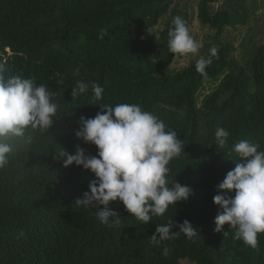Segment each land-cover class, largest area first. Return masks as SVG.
I'll use <instances>...</instances> for the list:
<instances>
[{"label": "trees", "instance_id": "trees-1", "mask_svg": "<svg viewBox=\"0 0 264 264\" xmlns=\"http://www.w3.org/2000/svg\"><path fill=\"white\" fill-rule=\"evenodd\" d=\"M217 1L197 0L194 10L175 0H0V61L6 75L23 74L48 85L60 105L49 129L35 132L31 143L17 142L10 163L0 169V264H264V233L253 249L234 239L227 223L214 231L216 186L239 159L233 146L248 139L264 150V36L242 61L235 44L220 36L228 27L246 25L252 12L246 0H223L214 9ZM177 15L195 39L196 19L215 32L218 57L206 75L196 71L199 57L169 52L168 31ZM249 41L254 45V37ZM211 48L201 49L202 56ZM187 58L186 66L174 65ZM80 80L89 87L73 97ZM92 82L103 87L102 100H95ZM118 103L140 104L184 144V152L168 165L169 187L179 182L193 195L147 224L119 201L111 207L121 223H100L94 208L75 203L89 191L94 173L55 158L63 147L74 154L77 145L96 155V145L75 135L80 117H95L99 104ZM217 127L230 134L224 146L216 140ZM185 219L197 236L181 233L151 243L157 225L173 221L172 230L179 231Z\"/></svg>", "mask_w": 264, "mask_h": 264}, {"label": "clouds", "instance_id": "clouds-1", "mask_svg": "<svg viewBox=\"0 0 264 264\" xmlns=\"http://www.w3.org/2000/svg\"><path fill=\"white\" fill-rule=\"evenodd\" d=\"M172 25L168 31L169 52L199 56L203 45L191 34L186 20L177 15ZM105 35L101 30L98 38L103 39ZM209 51V56H199L196 60V71L202 75H206L212 58L218 57L215 47ZM79 71L77 67L75 72ZM6 73L5 62L0 61V169L10 163V154L17 142L31 143L35 132L49 129L60 107L53 99L56 93L48 85L37 84L23 74ZM88 87L83 80L77 81L71 95L82 94ZM91 88L95 100H102L103 87L92 82ZM99 105L101 111L95 117H80L81 127L75 132L78 139L96 145L97 154L88 155L77 145L74 154L63 147L55 156L62 159L65 167L75 163L94 173L89 191L75 201L77 205L94 208L100 223L115 227L121 220L120 213L111 207L113 201L122 202L131 215L147 224L152 216H163L170 205L193 195L188 185L176 182L169 187L168 165L184 152L183 140L176 131L166 130L165 122L140 104ZM229 135L222 127L215 131L220 146L227 143ZM232 151L239 159L216 186L217 194L213 196V202L219 206L214 231H223L227 223L234 230V239L256 249L258 235L264 233V150H260L257 143L242 139L235 143ZM233 190L235 195L230 196L228 193ZM176 226L173 221L157 225L151 243L159 245L181 233L189 239L198 235V230L187 219L178 225L179 231L172 230ZM168 252L165 247L162 254Z\"/></svg>", "mask_w": 264, "mask_h": 264}, {"label": "rangeland", "instance_id": "rangeland-1", "mask_svg": "<svg viewBox=\"0 0 264 264\" xmlns=\"http://www.w3.org/2000/svg\"><path fill=\"white\" fill-rule=\"evenodd\" d=\"M196 1L197 0H175V3L182 6L188 2L191 7L196 10ZM245 7L249 12H252L248 23L243 26L238 25L236 28L228 27L220 36L222 40H228L235 44L236 53L242 61H245L246 52H251L254 47L259 46L257 41L259 38L264 36V0H246ZM192 31L196 36V40L202 43L203 47L201 49L205 48L206 45H211L216 48L219 47L213 38L215 33L214 30H211L208 27H203L199 20L196 19L194 21ZM253 33L256 34L253 35ZM251 37H254V45L249 41ZM201 49L199 50V56L203 55ZM8 53L11 54V50H9ZM188 63L189 58L178 60L174 63V65L178 68H182Z\"/></svg>", "mask_w": 264, "mask_h": 264}, {"label": "built area", "instance_id": "built-area-1", "mask_svg": "<svg viewBox=\"0 0 264 264\" xmlns=\"http://www.w3.org/2000/svg\"><path fill=\"white\" fill-rule=\"evenodd\" d=\"M222 2H223V0H219V1L215 2V3L213 4L214 9H218L219 6L222 4Z\"/></svg>", "mask_w": 264, "mask_h": 264}]
</instances>
